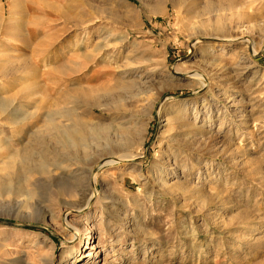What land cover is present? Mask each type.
I'll list each match as a JSON object with an SVG mask.
<instances>
[{
  "label": "rangeland",
  "instance_id": "rangeland-1",
  "mask_svg": "<svg viewBox=\"0 0 264 264\" xmlns=\"http://www.w3.org/2000/svg\"><path fill=\"white\" fill-rule=\"evenodd\" d=\"M0 16V264H264V0Z\"/></svg>",
  "mask_w": 264,
  "mask_h": 264
},
{
  "label": "bare ground",
  "instance_id": "bare-ground-1",
  "mask_svg": "<svg viewBox=\"0 0 264 264\" xmlns=\"http://www.w3.org/2000/svg\"><path fill=\"white\" fill-rule=\"evenodd\" d=\"M5 26L6 25H4V21H3L2 17L0 16V34H5L6 33V30L8 28H7V26L6 27ZM3 31L5 33H2ZM238 39H242V38H238ZM245 42H246L247 45H249L251 47L252 53H254L253 46H252V43L250 42V40H245ZM196 44H197V42L192 44V47H194ZM208 48H211V47L209 46ZM192 77H194V76L192 75ZM74 136H75V132H72V131L70 132L69 131L67 136H66L67 143H70L71 145H75L77 143L78 139H77V137H74ZM77 136H80V135L78 134ZM80 138L81 137H79V139ZM136 158H137V155H133L132 153L131 154H128V153L127 154H120V155H116L114 153H110V154H108L106 156L102 155V157H95V159H93L92 162H90L89 165H88V170H87V181H88V183H87V185H88V188H89L88 189L89 195L87 196V199H86V201L84 203L83 210L84 209H88V207L94 201H96V199L98 198V193H97V191L95 189L96 177H97L96 172L98 170H100L101 168H105V167H113L117 163L131 162V161L135 160ZM77 206H80V204L77 205ZM81 211L82 210L78 211L77 213H80ZM65 227L71 233L75 232V230L69 224H66Z\"/></svg>",
  "mask_w": 264,
  "mask_h": 264
}]
</instances>
